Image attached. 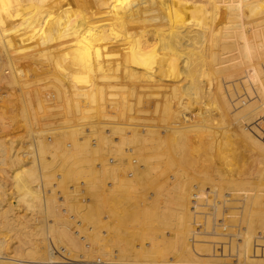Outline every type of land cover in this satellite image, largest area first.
I'll use <instances>...</instances> for the list:
<instances>
[{
  "label": "bare ground",
  "instance_id": "obj_1",
  "mask_svg": "<svg viewBox=\"0 0 264 264\" xmlns=\"http://www.w3.org/2000/svg\"><path fill=\"white\" fill-rule=\"evenodd\" d=\"M80 7L84 8L81 9ZM2 61H6L9 68L10 76L8 78V82L12 87L21 86L23 88L29 89L30 83L28 81V78H30L29 76L32 75V73L30 74V68L35 65V62L37 66L42 63L41 65H45L44 68L46 70L49 71L51 69L52 72H55L56 75L54 79L56 81V84H58V90L56 91L57 95L64 98L65 102L69 101L70 98V100H75V103H73V106L75 107L74 111L79 115V118H77L78 116L76 117L77 121L75 124L72 125L70 123L69 125V122H64L63 126L58 129L62 130L63 135L64 132H67L66 135L70 134V136L72 137L71 139L70 136H67L70 138H67L68 140H70V146L75 151V155L74 152H71L72 155H74V159L72 158V160H79V165L82 162H86L88 156L91 155V149L86 147L88 146V142H86L87 140L82 142L81 140H85V138L82 137H90L92 134H95L98 131V137L92 139L93 142L94 140H97L95 144L93 143V146H95V148H92L94 152L96 150L97 158L99 152L98 150L102 151L103 153L105 152L107 156L111 155L117 157L116 159H118V157L121 158L125 156L127 158L130 154L131 156L134 155V152L129 149V146H136L138 147V150H136L135 152L138 151L137 153L140 166H142L143 168L146 167V170L149 172V174H152L150 175L151 178H157L159 175L157 176L156 173L158 172L161 164H165V166H168L169 161H172L167 157V154L170 152V150L176 151L180 148V145H183L185 147L190 143H193L194 145L200 144L199 141L202 140V137L200 135L204 136V141L205 139H210L209 143H212V140L218 139L221 136L225 135L226 131L225 128L223 129V125H225L223 124V121L224 118H228L230 117V115H227L229 114V112H226V107H224V104L229 99L228 97H231L232 99L235 97H232L234 93L231 94V96L230 93L229 96L225 94L226 89L228 90L230 86H233V88L235 87L238 91V96L236 95V98H234L236 100L233 99L234 101H236L233 104H235V106L237 107H235L234 105L231 106H234V108H239V110L236 115L234 114L233 118L236 117V120L239 119V122L241 123H245L246 119L251 118V120H255L258 124H262V126H264V0H0V62ZM81 63H86V65L84 69H80V71H77V66ZM3 65L5 67V63ZM19 65H22L21 67H23L24 69H20ZM66 69H70L72 71V74L67 73L68 75H66L65 77H60L62 72H64V70ZM44 72L45 71H43V74ZM80 75L87 76L88 81H86V83L84 82L85 84L80 83ZM5 85L6 84H4V87H6ZM126 85H130L134 90L133 91L131 87H129L133 91V93H135V95H132L135 96L137 104L139 105L142 104V97H145V94L148 92L152 93L153 91L155 92L160 89L168 91L169 97L165 104L167 108L163 107L165 108V110H163L164 112L161 113L162 115H160V118H162V121L164 123V125L161 126L162 130H160L161 128L158 130L156 123L151 121V119L148 121L147 119L146 121H143L140 117L141 111L139 110H137V115L135 117L131 116L132 114H129L130 116H127V111L132 112V108H130L131 106H129L128 110L125 111V108H127V106L129 105L128 100H131L132 96H128V98L130 99H127L125 96H122V98L119 99H115L114 97L116 96V94H108V91H106V88H109L112 91H120V88H122L123 90ZM29 91L25 92L27 98H24H26L30 102ZM52 93L53 92H47L45 95L44 93L42 94L46 98L50 99L54 94ZM19 94L20 93H18V95ZM16 95L17 93H15V96ZM19 98L20 97H18L17 99ZM231 98L230 101L232 100ZM133 99L134 98L132 97V100ZM218 99H220V101ZM230 101H228L229 103H226V105L228 104L227 107L231 111L232 109L229 108V104L232 103H230ZM79 103H83V105H79ZM67 104L70 105L71 103L69 104V102H67ZM219 104H222L225 110L224 112L226 113H224L223 110H220L221 105ZM60 106H58V108ZM26 107L28 110H33L30 105H27ZM54 107L56 108V106ZM70 109V106H67V111L64 112L72 114L73 116V112L70 113ZM26 112L27 110L25 109V113ZM44 112L42 111L41 113L45 114ZM158 113L160 114V112ZM156 114L157 113H155V115ZM38 116L39 114H37V117ZM35 117V113L32 112L30 121L35 120ZM94 117L100 120V123L103 122V125L105 124V126L98 127V130L94 131L95 126L92 123L95 121L93 120V122H91V119H94ZM63 118H65V116H63ZM160 118H158L159 121ZM67 119H65V121H67ZM70 119H72V117ZM117 119H120V121L127 120V126L122 125L125 127H119L118 124H116L117 126H115L114 124L117 122ZM20 120L21 119H19V122ZM157 120L155 119L156 122ZM66 123H68V125ZM97 124L99 125L98 122ZM33 125H31V127ZM98 125H96V127ZM45 126L47 127V125ZM58 126L59 124L57 125V128ZM106 126L107 128H104ZM28 127H30V125H28ZM53 127L54 126H52V128ZM5 128L6 123L3 122V118L0 116V130L2 131L3 129V131H5ZM47 129L48 127L45 128V130L42 129L40 131H51V129ZM105 129H109L110 135H104ZM245 129L248 130L247 128ZM30 131L31 133H33L35 130L33 132L32 130ZM244 132L245 130L243 131V133ZM54 133H56V131ZM54 133L52 134L54 135ZM53 135H50V137H52ZM78 135H84L81 137V142L78 141V139L80 138H77ZM109 136H114L113 138H115V143L110 141ZM28 137L30 136L28 135ZM53 138L55 137L53 136ZM255 138L257 139V137ZM14 140L15 142L16 140L19 141V139H17L16 137ZM245 140L247 141V139ZM7 141H9L8 137L7 140H0V202L6 200L9 195L11 197L8 209L0 208V264L59 263L60 261L58 262L57 260H54V258L50 255L48 251L50 246H48V244L46 243V246L44 244L43 246L41 245L42 252L40 251L42 254H45V261L43 260L44 262H41L33 260L34 257L30 256V252L35 250L36 253H38L36 249H38L39 247L38 245L34 246L32 244V247H30V237L26 236L27 232L25 230L27 229H25V226L31 220H27L28 218L25 219L23 215L20 216L19 220V215L18 218L13 215V211H19L20 208L22 211L24 210L25 213L27 212V214L32 215V217L37 210L38 213L41 211L42 214L46 217L50 215L49 213L53 214V204L51 200H47V196L45 199H43V195L40 196V193L33 187V184L35 185L37 180L40 178V176L37 175L38 169H41L42 167L40 165L39 167L37 163V161H40V156L37 153V150H34V147L32 146L33 143L29 144L27 150H20L19 152L20 148H18L17 150H13V146H15L13 144V141L8 142L9 144L6 145L5 142ZM25 141L26 143H28L27 139ZM214 141L216 145L217 140ZM49 142L50 139L47 143V146L48 144H50ZM206 143L207 145H209L208 142ZM18 145L20 146L19 143ZM58 149L59 148H57V150ZM62 149L63 148H61V150ZM65 149H67V147ZM67 152L69 151L67 150ZM22 153L30 155L29 157L26 155V158V156L23 157L24 154ZM99 155L101 154L99 153ZM172 155L171 159H173ZM222 156L223 155H221V157ZM101 158H98L97 160L100 162ZM26 160H30V163L28 162L29 165H26ZM46 160L47 158L42 162L46 163ZM77 160H75L76 162L74 161L76 164L74 166H77L78 171L80 170V166L77 164ZM102 161L103 162L101 163L103 167L101 166L102 169L100 171L89 172L90 174H93V176L95 174L96 178L103 176V180L105 179L107 181H112L111 186H107V190L108 188L111 189V187L113 186L121 187L132 182L131 180L126 181L123 175L122 176L124 178L118 176V173L121 169L116 166L111 167L109 165L110 163H113L111 158L108 159L105 157V159ZM23 163L24 166L21 167V164ZM101 163H99V167ZM176 163L177 162H175L174 164ZM131 164L133 166V163ZM195 164L197 165V163ZM254 166H261V162L256 161L254 163ZM55 168L57 169V167ZM125 169H127V167ZM181 169L182 168H180V170ZM132 170H130V173ZM178 173L175 174L178 175ZM82 174L86 175L83 170ZM172 175L173 174H171V176ZM68 176L69 175L67 174L65 177ZM91 177L89 178L90 180ZM54 178L56 179V177ZM79 178L80 177H78V179ZM172 178H174V175L171 178L167 179L171 180ZM248 178L252 177H248L247 175V177L243 179L247 180ZM147 179L149 178L147 177ZM7 186H10V189H6ZM55 188H58V186L55 185ZM95 189H97V187ZM116 189L117 188H112L111 192L113 193V191H116ZM42 191H45L44 194L47 193L44 188L41 190V192ZM55 191L56 190L52 192L56 194ZM99 193H97L96 196L99 195ZM136 196L138 197V195ZM110 197L111 196H109V198ZM118 198H116L117 202ZM41 199H43L44 201L41 202ZM107 201L108 200L106 199L104 202ZM110 201L111 200H109V202L106 204L110 205L111 208L112 206ZM115 202L116 201H112V203ZM36 203H39V207L36 205ZM122 206L123 205L121 204V208ZM115 209L117 208L115 207ZM108 210L109 209L107 207V210L105 209L104 211L107 212ZM122 211L123 210L116 212L114 211L115 213L113 214L117 215L116 213L119 212L120 214V212ZM30 215L28 217H30ZM120 216H122V214ZM84 217L86 218V216ZM21 219H23L24 222H20L22 221ZM89 219H91V217ZM259 221H262L260 224L261 233L264 234V220L259 219ZM52 224L54 223L52 222ZM21 225L24 226V228L22 227L24 229H22V234H25L24 237L21 235L22 239L18 236V234L20 233H18V227L20 228ZM49 226L50 225H48V228ZM44 227H42L41 229H43ZM35 229L37 228L35 227ZM63 229L65 228H62V230ZM28 230H30L32 233L31 226L30 229L28 228ZM63 231L64 233H66V230ZM28 234L30 235V233ZM64 236H66V234ZM12 237L18 241L17 246H12L13 244H10L11 242H15L12 241ZM8 240L11 241L8 242ZM52 243L55 244V241H53ZM33 244H35V241ZM60 248L62 247L60 246ZM64 249L67 252L65 254L66 258L68 259L77 258V260H79L85 257V255H76L75 247H67ZM35 251L33 253H35ZM114 258L115 257H112L113 261L115 259L117 261L109 262L106 264H128L126 262H121V258Z\"/></svg>",
  "mask_w": 264,
  "mask_h": 264
},
{
  "label": "rangeland",
  "instance_id": "obj_2",
  "mask_svg": "<svg viewBox=\"0 0 264 264\" xmlns=\"http://www.w3.org/2000/svg\"><path fill=\"white\" fill-rule=\"evenodd\" d=\"M80 8L83 9L84 7H80ZM3 62L4 61L0 62V66H1L0 68L1 70L0 71V81H1L0 83V86H1L0 87V116L3 118V122L6 123V128L4 129L5 131H3L2 129L3 132L0 130V140L2 141L5 139L7 140V137H8L9 141L5 142L6 145H8L9 144L8 142L10 141L12 142L16 137L17 139H19V141L17 140L16 142L15 140L13 141V144L15 145L13 146L15 149L13 148V150H17L18 148H20L19 152L20 150L22 151L27 150L29 144L35 143L34 145L32 144V146L34 147V150H37V153L40 156L41 162L39 161L40 162L39 164V162L37 161L38 166L40 165L42 167L41 169L39 168L37 171L38 172L37 175L40 176L41 179L39 178L36 182L37 184L35 183L36 186L33 184V187L35 188V190H37L40 193V196L43 195L42 196L43 199H45L47 196L46 199L49 201L51 200L53 204V207H52L53 214L49 213L51 216L49 215L48 217L43 215L40 210L39 211L41 213L39 212L40 213L39 214L37 210L33 214L34 215L33 217L32 215L27 214V212L25 213L24 210L23 212L21 208L19 209V211L18 210L13 211L14 213L13 215H15L17 218L19 215V218H18L19 220H20V216L22 215L25 217V219L28 218L27 220L29 219L31 220L25 226V229L27 230L28 228L30 229V226H31V230H32V233L30 230L28 231L25 230L27 232L26 236H29L31 238V239L29 238L30 240L29 246L31 244L34 246L38 245V247L41 249L40 250L36 246L38 248L36 249L38 253H36L35 250L33 251L31 250L32 252H30V256L34 257L33 260L41 261V262L45 261V257H46L44 256L45 254L41 253L42 246L43 244L45 246L46 244H48V246H50L48 250L50 255L54 258V260H57L58 262L60 261L59 263H54V264H69V263L70 264H101V263L106 264L109 262L117 261L115 258H119V259L121 258L122 259V260L120 259L121 262H126L128 264H131V263L133 264H146V263H149V264H264V234L261 233L260 224L262 221L261 222L259 221V219L264 220V161H261V160H264V155H262L264 154V144H262L264 143V137H261V136H264V133H262L264 132L262 131L264 130V126H262V124L261 125L258 124L257 121L255 120H251V118L246 119L245 123L239 122L240 120L239 119L236 120V117L233 118L234 114L236 115L239 110V108H234L235 104H233L236 102L234 101L236 100L234 98H236V95L238 96V91L235 87L234 88L233 86H230L229 88L227 87L228 90L226 89V92H225V94H227L228 96H229V93H230V96L233 93L234 95L232 97L235 96L233 98L234 100L231 97H228L229 99L224 104V107H226V112L227 113L229 112V114L227 115L228 116L230 115V117H228L229 119L224 118V121H223V124H225L223 125V129L225 128V131H226L225 135L221 136L218 139H214V140H217L216 145H215L214 140L211 139L212 143L211 142L209 143L210 139L208 140L205 139V141L208 142L209 144L207 145V143L204 141V136L200 135L202 137V140L199 141L200 144L194 145L193 143H190L188 146L186 145L187 147L180 145V148L176 151L170 150V152L167 154L168 159L170 158L169 160H172V161H169L170 166L169 165L165 166V164H161L157 172L159 174L156 173L157 176L159 175L157 178H151L150 175L152 174H149V172L146 170V167L143 168L142 166H140L139 159H138V153H137L138 151L135 152L136 150H138V147L136 146L132 145L133 147H131L130 145L129 146L130 148L128 147L134 152L133 153L134 155L131 156L130 154L127 158L125 156L121 158L118 157V159H116L117 157H114L111 155L107 156L105 152L103 153L102 151L98 150L99 151L98 158L103 157L101 158L102 160H104L105 157L108 159L111 158L113 163H110L109 165L111 167L116 166L119 169H121L118 173V176L120 177L124 176L126 181L131 180L133 182V183L132 182L128 183L131 185L125 184L124 186H121V187H116V186L111 187V189L117 188L116 191L114 190L112 193L111 189L108 188L107 190V186L110 187L112 181L108 180L109 181L108 183L107 180L105 179L103 180L102 178L103 176L96 178L95 174H94L95 176L94 178L93 174H90L89 172V171H92V172L100 171L103 167L101 163L103 161L101 159H100V162L97 160L98 159L96 157L97 152L96 150L95 152L93 150L95 148V146L93 145L96 143L97 140H94L93 142L92 139L98 137L97 135L98 131L95 134H92L91 135L92 137L90 136L91 138L89 136L85 137L84 135H82L84 137H82L81 135L77 136V138L80 137L78 139L79 142L81 141L83 142L87 140L86 142H88V146L86 147L91 149L90 150L91 155L88 156L86 162H82L80 165L78 164L79 160L75 159L78 161L77 164L80 166V170L77 171V166H74L76 165L75 164L76 161L72 160V158L74 159L75 151L70 146V140L67 139L69 138L67 136H70V134L66 135L67 132H64V135H63L62 130H58V129H60L61 126H63L64 122H69V125L70 123L72 125L75 124L77 121L76 117L78 116L77 118H79V115L74 111L75 107L73 106V103H75L74 102L75 100H70L71 99L70 98L69 101L67 102L71 104L68 105L67 102H65L64 98L57 95L56 91L58 90L57 89L58 84H56V81L54 79L56 75L55 72H52L51 69L49 71L46 70L44 68L45 65L44 66L41 65L42 63L40 62H38L40 63V65L37 66L35 62V65L32 66V68H30L31 70L30 74L32 73V75H30L29 76L30 78H28L29 79L28 81L30 83L29 89L23 88L21 86L12 87L9 85V82H8V78L10 76L9 68L7 66L6 61L4 62L5 67L3 65L4 64ZM85 65L86 63L79 64L77 66V71H80V69H84ZM21 66H20V69H24ZM43 71H45L44 74H43ZM67 73L72 74V71L70 69H66L64 70V72H62L60 77L61 76L65 77L66 75H68ZM79 80H80V83H84V82L86 83V81H88L87 76H83V75L82 76L80 75ZM4 84H6L5 85L6 87H4ZM129 87L131 86L126 85V87L123 88V90L122 88L119 87L121 92L119 90L112 91L109 88L108 89L106 88V91H108V94H111V93L116 94V96L114 97L115 99L122 98V96H125L127 99H130L128 98V96L129 97L132 96L134 99L132 100V97H131V100H128L129 105L127 106V108H125V111L128 110L129 106H131L130 108H132L131 109L132 112L131 111L126 112L127 116H130L132 114L131 116L135 117L137 115L136 113L137 110H139L141 111L140 117L143 121H146V119L147 121L151 119V121L156 123L158 130L160 128H161L160 130H162L161 126H163L164 123L162 121V118H160L161 117L160 115H162L161 113H163L164 112L163 110H165V108L163 107L167 108L165 104L169 97L168 91L160 89L158 90L159 92L158 91H155V92L153 91L152 93L148 92L145 94V97L144 96L142 97L143 99L141 102L142 104L139 105L137 104L135 96H133L135 95V93H133L134 90L131 87V89L133 90L132 91ZM129 90H131L132 92ZM26 91L30 92L29 94L30 102L26 99L27 98L25 94ZM47 92H50V93L53 92L54 93V94L52 93L53 98L51 96H50L51 97L50 99L46 98L44 95ZM15 93H17L16 96H15ZM18 93H20L21 95L19 94L20 95L19 96ZM42 93H44V95ZM54 95L57 97H55ZM160 95H163V96H160ZM37 96L40 98H38ZM16 97L17 98L20 97L21 102H20V98L17 99ZM145 98L149 100H146ZM230 98L233 101L232 100L230 101ZM218 100L220 101V99ZM228 101L232 103V104H229L230 106L229 108L232 109L231 111L227 107L228 104L226 105V103H229ZM81 104L83 105V103ZM81 104L79 103V105ZM27 105H30V107L33 110L31 109L28 110L26 107ZM53 105L56 106V108ZM219 105H221L220 110H223L224 112L225 110L222 104H219ZM231 105H234V106H231ZM58 106H60L61 108L59 107L60 108L59 109ZM67 106H70L71 108L70 113L73 112V116L72 114H68L67 112H64V111H67ZM149 107H151L152 109ZM20 108L22 111L20 110ZM24 108L27 110L26 112L27 117H26ZM72 108H73V111H72ZM42 111L43 112L45 111L44 112L45 114L41 113ZM32 112L35 113L36 117H35V120L30 121V118L32 117ZM158 112H160V114ZM155 113H157L158 116L157 114L155 115ZM37 114H39L40 117L39 116L37 117ZM46 116L47 118L48 117L49 118L47 119ZM63 116H65V118H63ZM71 117L73 120L70 119ZM37 118L38 119L40 118V119L38 120ZM158 118H160V121ZM19 119H21L22 121L20 120L19 122ZM65 119H67V121H65ZM155 119L156 120L158 119L157 122L155 121ZM91 120H92L91 122H93V120L95 121L92 123L95 126L94 131L98 130V127L105 126V124L103 125V122L100 123V120H98L95 117L94 119H91ZM116 121H115L116 123L114 122L115 126H117L116 124H118L119 127L127 126V122H128L127 120L120 121V119L119 120L117 119ZM97 122L99 123V125L97 124ZM40 123L42 124V126ZM58 124L59 126L57 128ZM66 124L68 125V123ZM95 124L98 126L96 127ZM26 125L27 127L28 125H30V127H28L27 129ZM31 125L33 126L31 127ZM45 125H47L48 127L47 130L51 129V131H47L48 133L40 131L42 129L45 130V128H47ZM122 125H125V126H122ZM52 126L54 127L52 128ZM227 126L230 127L231 129L228 128ZM104 128H107V126ZM245 128H247L248 130H246ZM30 130H32V132L35 130L36 132L34 131L33 133H31ZM242 130L243 131L245 130L244 133L246 134H244ZM25 131H28V132L30 131V132L28 133ZM53 131L54 132L56 131V133L57 134L59 133V134L57 135ZM27 133L30 137H28ZM52 133H54V135ZM109 133H110L109 129L108 130L105 129L104 135L105 136L110 135ZM23 135L24 136L27 135V136L24 137ZM50 135H53L55 138H53V136L50 137ZM10 137H12L13 139ZM81 137L85 138V140H81L82 139ZM113 137L114 136L110 137V141L115 143V140H114L115 138ZM255 137H257V139ZM20 138L22 140L24 139L23 141L27 139L28 143H26V141L23 142ZM70 138L72 139L71 136ZM241 138H244V139H241ZM33 139L35 142L33 141ZM49 139H50L49 143L52 145L48 144L49 146L48 147L47 143ZM245 139H247V141ZM41 140L45 143H43ZM58 140H61V141H58ZM236 142L238 143L240 142V143L238 144ZM18 143L20 144V146L18 145ZM62 144H63V147H62ZM67 144L69 145V149L71 151L68 149ZM40 145L41 146L44 145V146L41 147ZM66 147L67 149H65ZM57 148L59 149L57 150ZM61 148H63L64 151L63 149L61 150ZM193 148H194V151H193ZM67 150L69 152H67ZM71 152L72 153L74 152V155H72ZM99 153L103 156L99 155ZM170 154L171 155L173 154L172 155L173 159H171ZM26 155L27 154H24L23 157H25ZM29 155L27 156L29 157ZM221 155L223 156L221 157ZM45 157L47 158L46 163L42 162L46 159ZM89 160L92 162H90ZM174 160L175 162H177L176 163L177 165L174 164L175 163ZM256 161H260L261 166H254V163ZM26 162H27L26 165H29L30 160L29 161L26 160ZM99 163H101L100 167H99ZM131 163H133V166ZM195 163H197V165ZM22 166H24V163L21 164V167ZM55 167H57V169ZM126 167L127 169H125ZM180 168L182 169L180 170ZM82 170L86 175L82 174ZM130 170H132L131 173H130ZM47 172L49 175L47 174ZM174 172L175 173L179 172V173L178 175H176ZM66 173L69 175L68 177H65L67 175ZM171 174L174 175V178H172L171 180L167 179L173 176V175L171 176ZM247 175L248 177H252V178H248L247 180L243 179V178H246ZM146 176L149 179H147ZM54 177H56V179ZM78 177L80 178L78 179ZM90 177H91V180L89 179ZM162 177H165V178H162ZM158 181L160 184L158 183ZM93 182L97 184L95 185ZM41 185H42V188H41ZM55 185L58 186V188H55ZM96 187L97 189H95ZM43 188L46 190L47 193L44 194L45 191L41 192ZM52 188L56 190L55 191L56 194L52 192L54 191ZM59 188L61 191L59 190ZM6 189H10V186H7ZM121 190L123 193L121 192ZM96 191L97 193L100 192L99 195L97 196H96L97 194ZM136 195H138V197ZM109 196L111 197L109 198ZM10 197L11 196L9 195L6 198V200H4L3 202H0L1 209H8ZM105 197L108 200L107 202H104L106 200ZM116 198H118V202ZM43 199H41L40 201L43 202L44 201ZM109 200H111L110 201L111 206H112L111 208H110V205L106 204L109 202ZM112 201L113 202L116 201L115 202L116 205L115 203H112ZM119 202L123 205L122 208ZM36 205L39 207V203H36ZM106 206L109 209L108 211H111V212L104 211L105 209L107 210ZM115 207L117 209H115ZM118 209L123 210L124 212L122 211L120 212V214L118 212L116 213L117 215L113 214L116 211H120ZM121 214L122 216H120ZM29 215L30 217H28ZM83 215L86 216V218ZM90 217L91 219H89ZM48 218H49V221H48ZM21 220L22 221L20 222H24L23 219ZM45 222L49 224H46ZM52 222L54 224H52ZM86 223H89V224H86ZM42 225H44L45 227ZM48 225H50L49 228H48ZM41 226L44 228L41 229L42 228ZM22 227L24 228V226L22 225L20 226V228L18 227V233L19 232L21 233V234L19 233L20 235L18 234V236L21 239H22V236L23 237L25 236V234H22V231L24 230ZM35 227L37 229H35ZM62 228H65L63 230H66V233H64ZM37 231H38V234H37ZM28 233H30L31 236ZM65 234L66 236H64ZM10 241L11 240H8V242ZM12 241H15V242H11L10 244L11 245L13 244L12 246L14 245L17 246L18 241L14 238ZM34 241H35V244H33ZM53 241H55V244L52 243ZM32 245L30 247H32ZM60 246L62 248H60ZM67 247H70V248L75 247L76 255L78 256L79 254L85 255V257L79 260H77V258L76 259L66 258L65 253L67 252L65 251L64 248H67ZM34 251L35 253H33ZM101 253L103 254V256ZM112 257H115L114 261ZM72 260L74 263L72 262Z\"/></svg>",
  "mask_w": 264,
  "mask_h": 264
}]
</instances>
